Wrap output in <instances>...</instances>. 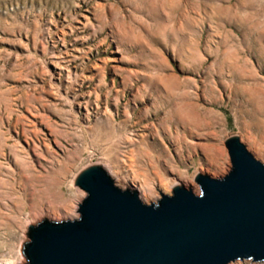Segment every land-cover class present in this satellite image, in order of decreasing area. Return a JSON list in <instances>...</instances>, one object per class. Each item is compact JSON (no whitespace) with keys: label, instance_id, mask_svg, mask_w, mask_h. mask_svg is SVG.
<instances>
[{"label":"rangeland","instance_id":"obj_1","mask_svg":"<svg viewBox=\"0 0 264 264\" xmlns=\"http://www.w3.org/2000/svg\"><path fill=\"white\" fill-rule=\"evenodd\" d=\"M233 136L264 164V0H0L3 264H27L33 225L81 217L85 169L150 205L199 195Z\"/></svg>","mask_w":264,"mask_h":264},{"label":"water","instance_id":"obj_2","mask_svg":"<svg viewBox=\"0 0 264 264\" xmlns=\"http://www.w3.org/2000/svg\"><path fill=\"white\" fill-rule=\"evenodd\" d=\"M233 136L232 170L198 175L201 194L184 184L146 204L118 187L99 165L78 184L88 192L81 217L31 227L27 264H228L264 261V164Z\"/></svg>","mask_w":264,"mask_h":264},{"label":"bare ground","instance_id":"obj_3","mask_svg":"<svg viewBox=\"0 0 264 264\" xmlns=\"http://www.w3.org/2000/svg\"><path fill=\"white\" fill-rule=\"evenodd\" d=\"M119 176V180L125 184V185H129V186H132L134 189H137V191L139 192L140 196L142 199H144L145 201H150L152 200L153 198H157L158 194L157 192H154L152 190H149L147 188H144L143 185L139 184L138 181L136 180H133V181H127L125 180L124 178L120 177ZM69 209V208H68ZM71 209V210H70ZM68 211L70 214H73L74 213V208H70ZM76 213V212H75ZM13 261V260H12ZM7 262V261H6ZM9 262V261H8ZM0 264H3V262L1 261ZM7 264V263H6Z\"/></svg>","mask_w":264,"mask_h":264}]
</instances>
